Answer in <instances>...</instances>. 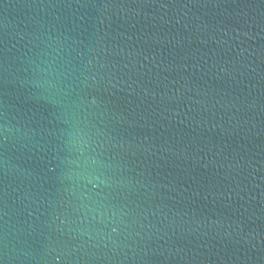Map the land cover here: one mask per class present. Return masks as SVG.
<instances>
[{
	"label": "water",
	"instance_id": "95a60500",
	"mask_svg": "<svg viewBox=\"0 0 264 264\" xmlns=\"http://www.w3.org/2000/svg\"><path fill=\"white\" fill-rule=\"evenodd\" d=\"M0 264H264V0H0Z\"/></svg>",
	"mask_w": 264,
	"mask_h": 264
},
{
	"label": "snow or ice",
	"instance_id": "6c2138e0",
	"mask_svg": "<svg viewBox=\"0 0 264 264\" xmlns=\"http://www.w3.org/2000/svg\"><path fill=\"white\" fill-rule=\"evenodd\" d=\"M4 63L6 64L7 63V56L5 54V57H4Z\"/></svg>",
	"mask_w": 264,
	"mask_h": 264
}]
</instances>
